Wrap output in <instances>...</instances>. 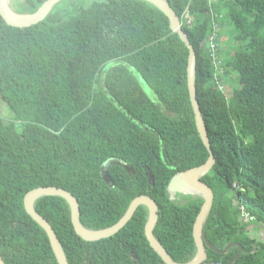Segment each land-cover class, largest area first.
Listing matches in <instances>:
<instances>
[{
	"label": "trees",
	"instance_id": "1",
	"mask_svg": "<svg viewBox=\"0 0 264 264\" xmlns=\"http://www.w3.org/2000/svg\"><path fill=\"white\" fill-rule=\"evenodd\" d=\"M46 1L16 0L14 11L31 15ZM88 1L62 0L29 28H12L0 17V102L12 115L0 118V256L4 264H57L23 204L30 191L57 188L77 200L79 221L91 231L118 223L135 198H151L158 208L154 238L175 263L186 264L196 253L193 225L204 201L174 202L167 187L209 156L189 99L188 50L145 1ZM165 1L195 52L196 101L215 159L202 178L214 196L205 236L218 250L238 244L242 254L233 264H264V243L245 235L238 212L242 205L264 227V0ZM211 14L217 44L230 27L234 44L226 60L218 47L217 67L209 54ZM231 75L238 90L228 97ZM110 158L132 173L110 166L107 185L100 170ZM34 209L68 264H164L145 238L144 206L97 242L76 235L64 199L43 197ZM236 253L207 250V262L227 264Z\"/></svg>",
	"mask_w": 264,
	"mask_h": 264
},
{
	"label": "water",
	"instance_id": "2",
	"mask_svg": "<svg viewBox=\"0 0 264 264\" xmlns=\"http://www.w3.org/2000/svg\"><path fill=\"white\" fill-rule=\"evenodd\" d=\"M11 0H0V17L7 26L12 28H29L41 23L51 12L52 8L61 2L62 0H47L41 7L31 15H20L16 13L10 7ZM155 8H157L169 21V28L173 34H176L180 41L185 45L188 50V62H187V88L189 93V99L194 114L195 126L197 133L202 141L205 149L208 152V159L205 164L195 167L185 173H180L174 176L168 184L167 191L170 194H183L199 196L203 199V205L193 225V239L196 246V253L191 261L186 264H202L207 261V250L217 254L225 255L231 248H237V253L232 260L227 264L235 263L242 254V248L236 244H229L223 250L214 248L207 240L204 227L213 205V193L210 187L202 181V178L210 171L215 164L214 156L211 152L209 140L207 137L206 129L202 119L201 112L199 110L198 103L196 101V89H195V70H196V56L195 52L190 45L187 36L181 29V22L175 15L169 4L165 0H142ZM110 166H119L123 168L128 174L132 171L129 166L122 160L116 158H110L104 162L101 167V176L103 181L109 185L111 183L108 175V169ZM148 181L151 183L153 177L147 173ZM43 197H60L64 199L71 213V223L74 232L78 237L86 242H97L100 240L108 239L117 234L124 226L131 220L136 210L144 206L148 210V218L144 228V234L149 246L153 251L161 258L164 264H177L166 251L160 246L153 236V230L158 221V208L155 202L146 196L135 198L129 205L125 215L119 220L118 223L112 227L101 230L91 231L85 229L80 221V211L77 200L68 192L57 188H41L35 189L27 193L24 197L23 204L26 214L45 232L57 264H68L63 253L59 240L57 239L53 229L40 217L34 209V203ZM0 264H4L0 256Z\"/></svg>",
	"mask_w": 264,
	"mask_h": 264
},
{
	"label": "rangeland",
	"instance_id": "3",
	"mask_svg": "<svg viewBox=\"0 0 264 264\" xmlns=\"http://www.w3.org/2000/svg\"><path fill=\"white\" fill-rule=\"evenodd\" d=\"M15 1L16 0L10 1V7L13 10L15 7L14 6ZM91 1L92 0H90L88 2H91ZM231 32H232V27H230V30L228 29L227 35L223 36L220 43H218V47H219L218 50L221 49V51H220L221 54L220 55L218 54V55L220 58L225 59V60L231 56L233 49H234V46H233L234 44L231 40ZM229 33H230V35H229ZM110 66H111V64L106 65L105 69L110 67ZM130 71H131V76L133 77L134 81L140 86L142 92L149 99H153L152 92L142 82L139 75L136 72H134L133 70H130ZM234 79H235V82H234ZM224 87H225L224 92H225L226 96H228V97L234 96L233 90H238L236 75H231L229 77V82L224 83ZM11 116L12 115H11L10 111L7 109V107L0 102V118H2L4 120H10ZM169 196H170L172 201L184 204L185 203L184 201L188 200L189 197L192 195L170 194L169 193ZM246 228H247L246 232H245L246 236L264 243V227H262L261 225H259L257 223H254V220H252L249 224H246Z\"/></svg>",
	"mask_w": 264,
	"mask_h": 264
},
{
	"label": "built area",
	"instance_id": "4",
	"mask_svg": "<svg viewBox=\"0 0 264 264\" xmlns=\"http://www.w3.org/2000/svg\"><path fill=\"white\" fill-rule=\"evenodd\" d=\"M217 17V15L211 14V25H212V35L210 37V41H209V54L210 57L213 61L214 66H218L219 65V57H218V44H217V39H216V33H217V26L214 23L215 18ZM216 84L218 85L220 91L223 92V87L220 86V84L218 83V81L216 80ZM237 189V188H236ZM238 212H239V221L246 225L249 224L252 220H254L245 210V208L242 205L238 206ZM202 264H218V263H208L203 262Z\"/></svg>",
	"mask_w": 264,
	"mask_h": 264
},
{
	"label": "crops",
	"instance_id": "5",
	"mask_svg": "<svg viewBox=\"0 0 264 264\" xmlns=\"http://www.w3.org/2000/svg\"><path fill=\"white\" fill-rule=\"evenodd\" d=\"M183 195V194H182Z\"/></svg>",
	"mask_w": 264,
	"mask_h": 264
}]
</instances>
